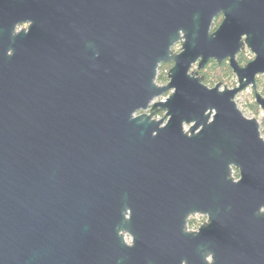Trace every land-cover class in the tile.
Segmentation results:
<instances>
[{
    "label": "water",
    "instance_id": "95a60500",
    "mask_svg": "<svg viewBox=\"0 0 264 264\" xmlns=\"http://www.w3.org/2000/svg\"><path fill=\"white\" fill-rule=\"evenodd\" d=\"M263 73L264 0H0V264H264Z\"/></svg>",
    "mask_w": 264,
    "mask_h": 264
},
{
    "label": "flooded vegetation",
    "instance_id": "af4514ba",
    "mask_svg": "<svg viewBox=\"0 0 264 264\" xmlns=\"http://www.w3.org/2000/svg\"><path fill=\"white\" fill-rule=\"evenodd\" d=\"M223 17L225 18V13H220L218 15L215 16L214 20L217 19V22H216V25L214 27L211 26V31H214L218 26L219 24L221 23V21L223 20ZM214 22V21H213ZM31 23V21H28V22H22V23H18L16 25V31H18L19 29L23 28V27H27L29 24ZM213 25V23H212ZM61 27L58 25H54L51 27V34L54 35H61ZM248 32L244 31L242 32V35H241V40L244 41V44L243 46L241 47V49L239 50V52L237 53V59L240 63V65H245L246 63H248L251 59H253L256 55V53L252 50L251 47H249L245 40L246 38L248 37ZM224 63H227L230 68L232 69L231 65H230V62L228 60V58H225L224 60ZM210 62V61H209ZM209 62L207 64H209ZM222 63V62H221ZM173 64V62H172ZM206 64V65H207ZM205 65V66H206ZM197 68V67H196ZM195 68V69H196ZM206 67H203L202 69L199 70V74L203 75L204 74L201 72V70L205 69ZM194 69V68H193ZM232 72H233V69H232ZM205 82V80H204ZM219 82V81H218ZM222 82V81H221ZM206 83V82H205ZM217 83V82H216ZM215 83V84H216ZM207 84V83H206ZM214 84V85H215ZM222 85H225L222 83ZM210 86V85H209ZM171 91H168V93H170ZM164 116V115H163ZM154 118L155 115H154ZM168 118V117H167ZM167 118L165 119L164 123L167 121ZM156 119H160V118H156ZM190 125H185L186 128H188ZM198 131L195 130L194 133H197ZM193 131H189V134H192ZM232 175L234 176L235 180L239 179L240 177V171L237 167L233 166L232 167ZM208 219V215L207 214H204L202 212H199V211H196L194 213H191L188 215L187 217V220H186V225H185V230L188 231V232H195V231H198L199 230V227L201 226V224L203 222H205L206 220ZM192 260L191 258H182V259H171L170 261L171 262H174V263H180V264H189ZM194 260V259H193ZM205 262L207 264H212L215 262V259L209 255L205 258Z\"/></svg>",
    "mask_w": 264,
    "mask_h": 264
},
{
    "label": "rangeland",
    "instance_id": "374dc122",
    "mask_svg": "<svg viewBox=\"0 0 264 264\" xmlns=\"http://www.w3.org/2000/svg\"><path fill=\"white\" fill-rule=\"evenodd\" d=\"M216 22H217V19L214 20L212 27H214L216 25ZM180 48H181V42H178V43H176V45H174L175 51H179ZM196 67H197V64L195 63L193 68L195 69ZM159 75H160V70H158V75H157V81L159 83L164 84L168 81V80L167 81H159L158 80ZM263 75H264V73L259 74L256 79H258V77H262V79H264ZM222 83L229 86V87L235 86L237 84V75L234 72H232V74H230L228 77L224 76V82L222 81ZM207 84L210 86H213L211 83H207ZM257 89L259 92H261L264 95L263 83H261V85L257 84ZM236 101H237L239 108L244 112L245 115H247L249 117L254 116V117L258 118V120L260 122V130H261V133L264 137V109L261 108L259 104H258L259 105L258 111L254 110V108L251 107V104L256 102L255 89L253 88V86L249 85L247 88L240 91L236 96ZM162 113H164V111Z\"/></svg>",
    "mask_w": 264,
    "mask_h": 264
},
{
    "label": "trees",
    "instance_id": "16d2710c",
    "mask_svg": "<svg viewBox=\"0 0 264 264\" xmlns=\"http://www.w3.org/2000/svg\"><path fill=\"white\" fill-rule=\"evenodd\" d=\"M172 65V62H162L160 64V75L158 77L159 81L168 80L167 73ZM201 72L204 74L205 82L214 85L216 82L221 80L224 82V76L228 77L230 74H232V69L227 63H224V61H222V63H219L215 59H212L210 60L206 68L201 70ZM256 80L258 85H261V83H263L264 85V79H262V77H258V79ZM251 107L254 108V110L256 111H258L259 109V105L256 102L252 103Z\"/></svg>",
    "mask_w": 264,
    "mask_h": 264
},
{
    "label": "built area",
    "instance_id": "2783aa9c",
    "mask_svg": "<svg viewBox=\"0 0 264 264\" xmlns=\"http://www.w3.org/2000/svg\"><path fill=\"white\" fill-rule=\"evenodd\" d=\"M168 95H169V93L167 92V93H165V94H163V95H161V96H158V97H156V98H154L151 102H150V105L149 106H151L155 101H157V100H165L167 97H168ZM163 112V111H162ZM161 111L160 112H158V113H156L155 114V117L156 118H161V117H163V115H164V113H162Z\"/></svg>",
    "mask_w": 264,
    "mask_h": 264
}]
</instances>
